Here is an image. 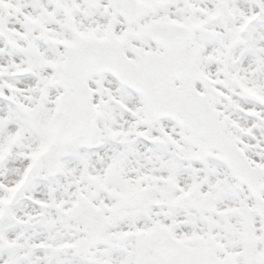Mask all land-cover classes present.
<instances>
[{"label":"snow or ice","instance_id":"snow-or-ice-1","mask_svg":"<svg viewBox=\"0 0 264 264\" xmlns=\"http://www.w3.org/2000/svg\"><path fill=\"white\" fill-rule=\"evenodd\" d=\"M0 264H264V0H0Z\"/></svg>","mask_w":264,"mask_h":264}]
</instances>
